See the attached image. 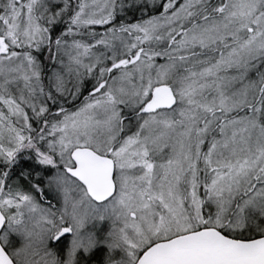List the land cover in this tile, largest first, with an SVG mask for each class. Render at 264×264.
Returning <instances> with one entry per match:
<instances>
[{
	"label": "snow or ice",
	"instance_id": "6c2138e0",
	"mask_svg": "<svg viewBox=\"0 0 264 264\" xmlns=\"http://www.w3.org/2000/svg\"><path fill=\"white\" fill-rule=\"evenodd\" d=\"M0 264H264V0H0Z\"/></svg>",
	"mask_w": 264,
	"mask_h": 264
}]
</instances>
